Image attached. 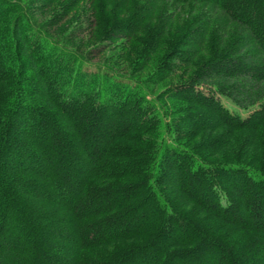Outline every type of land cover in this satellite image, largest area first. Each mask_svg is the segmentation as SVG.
Masks as SVG:
<instances>
[{"label":"trees","instance_id":"trees-1","mask_svg":"<svg viewBox=\"0 0 264 264\" xmlns=\"http://www.w3.org/2000/svg\"><path fill=\"white\" fill-rule=\"evenodd\" d=\"M42 1L0 0V264H264V0Z\"/></svg>","mask_w":264,"mask_h":264},{"label":"rangeland","instance_id":"rangeland-1","mask_svg":"<svg viewBox=\"0 0 264 264\" xmlns=\"http://www.w3.org/2000/svg\"><path fill=\"white\" fill-rule=\"evenodd\" d=\"M26 1H34L35 2L34 8H36V12H37L36 17L38 20H41L42 22H44L47 19V14H46L47 11H46L45 7L43 6V1L42 0H26ZM80 19H82V18H80ZM82 20L84 21V19H82ZM73 27H74L73 25L63 22V23L57 24V26L51 28V30L53 32L55 30L58 31V33H60L64 37V39L69 41V42L68 41L67 42L70 45L77 43L78 39H81V38H86V40H87L89 38L88 37L89 34L95 30V29L88 28L89 27L88 25H86L85 27L79 26V28H74L72 30ZM47 29L50 30V28H47ZM120 33L117 32L115 35H112L111 38H108L106 40L108 44L105 47L104 46H99L96 48H95V46L90 47L91 44L89 45V44H85L83 42L82 43L83 48H87L88 50H90L92 55L94 56V59H96V60L108 59L109 61H118L117 63L120 64L121 63L120 62V59H121L120 53H123L122 51H124V49H125V48H123V47H125L124 46L125 43L124 42H123L124 44L121 43V40H123V41H125V40H124L123 35ZM76 36H78V37L76 38ZM221 100L231 110L237 111L242 116H245L248 112L247 108L243 109V108L237 106L236 104H234L233 102H231L230 100L224 98L223 96L221 97Z\"/></svg>","mask_w":264,"mask_h":264}]
</instances>
